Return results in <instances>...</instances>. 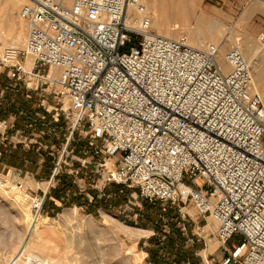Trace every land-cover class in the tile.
Wrapping results in <instances>:
<instances>
[{"label": "built area", "instance_id": "obj_1", "mask_svg": "<svg viewBox=\"0 0 264 264\" xmlns=\"http://www.w3.org/2000/svg\"><path fill=\"white\" fill-rule=\"evenodd\" d=\"M145 12L141 0H26L19 12L26 42L0 54L7 79L0 99L37 95L40 110L29 126L51 118L49 134L60 135L53 184L77 151L79 164L68 173L104 171L98 195L109 208L112 185L134 189L163 220L167 207H177L185 230L180 206L188 201L215 224L220 244L240 239L223 264H264V97L252 91L251 66L232 46L225 72L218 45L197 49L185 34L156 35ZM75 132L85 138L78 150L70 148ZM43 193L30 197L32 220L41 215ZM205 234L197 224L186 242Z\"/></svg>", "mask_w": 264, "mask_h": 264}, {"label": "rangeland", "instance_id": "obj_2", "mask_svg": "<svg viewBox=\"0 0 264 264\" xmlns=\"http://www.w3.org/2000/svg\"><path fill=\"white\" fill-rule=\"evenodd\" d=\"M21 2L20 8L26 0ZM182 2L187 3L188 0H173V3L167 0V4L174 6ZM254 2L261 8L244 20L245 11ZM200 12L220 21L225 31L232 32L238 41L245 42L252 37L249 40L255 42L264 34V0H201L198 13ZM189 21L190 27L195 28V18L190 17ZM22 22L26 25L24 20ZM152 30L157 33L155 29ZM27 31L26 27L24 43ZM179 34H185L184 29L176 30L174 38ZM227 37L229 35L220 43L224 55L233 46ZM261 41L264 45V38ZM209 44L212 42L207 41L202 48ZM7 46L10 45L0 43V54ZM259 51L261 53L257 52L256 59L264 65V49ZM229 69L228 67L225 71ZM5 83L7 79L0 76V89ZM255 92L256 90L253 91ZM38 100L37 95L27 96L21 92H6L4 98L0 99V150L3 152L6 149L3 156H13V166L16 168L2 170L1 163H5V159L0 157V183H5V187H0V193L5 194L10 183L16 185L20 181L25 188L24 192L17 189L10 191L9 197L0 201V264L9 263V258L18 250L26 228L32 221L30 197L35 193L43 195V192L47 194L39 219L47 220L55 233L48 234L40 241L43 248L32 245L21 258V264L27 262L26 255L29 253L43 264H193L191 254L197 245L201 249L197 250L195 257L192 254L196 258V264H223L228 251L232 250V245H237L240 239L233 237L226 244H220L215 238V224L209 219L199 217L196 208L188 201L180 206L181 213L185 214V230L176 221L179 216L177 207H167L163 220L159 216V207L141 200L136 190L120 185L110 187L117 194L110 198L111 202L114 201L113 207L110 210L104 209L97 205L102 199L98 195V187L104 171H97L90 166L87 174L82 171L74 177L68 173L79 164L76 157L80 155L77 151L67 156V165H62L59 175L54 178V184L50 182L61 154L58 146L60 135L49 134L47 125H50L51 118L44 126H29L35 112L40 110L37 107ZM21 110L26 112L20 114ZM11 125L14 127H10ZM72 138L70 148L74 144H77L75 150L81 148L80 143L85 138L79 132H75ZM49 152L53 155H49ZM117 157L107 161L108 169L114 167ZM88 175L94 177V183L86 180ZM59 176H65L72 182V187L65 189L59 186ZM42 183L45 185H41ZM50 184L53 185L48 190ZM13 197L19 199L15 201ZM25 213L29 217L25 218ZM197 224L205 226L206 234L204 239L193 245L186 242V235L189 231H195ZM139 228L149 229L151 232L137 236ZM129 247H132L130 253L127 252Z\"/></svg>", "mask_w": 264, "mask_h": 264}, {"label": "bare ground", "instance_id": "obj_3", "mask_svg": "<svg viewBox=\"0 0 264 264\" xmlns=\"http://www.w3.org/2000/svg\"><path fill=\"white\" fill-rule=\"evenodd\" d=\"M169 1L170 3H173V0ZM70 2L71 0H67V3ZM141 2L146 8L144 16L149 17L151 28L157 31L156 35L175 39V31L178 29H184L188 38V43L192 47L203 49L202 47L207 43V41L218 45L220 50V59L218 58V64L224 71L228 69L229 65L226 63L225 55L223 54L224 51L221 48L220 43L225 38V36L229 35V37H227L228 41L233 44V46H238L242 50L247 63L251 66V79L253 85L252 91L257 90L258 94L261 96L263 95L264 97V80H262L264 79V70L262 67L263 64L256 59L257 52H260L259 50L261 48L264 49V45L261 41L262 38L256 39V41L254 39L255 42L249 40L252 37H248L249 39L245 40V42L238 41V38L236 39L232 35V32L229 30L225 31L226 29L223 28V24L220 21L216 20L215 18L208 17L202 12L198 13L201 0H188L187 3L182 2L180 5L175 6L173 4H167V0H141ZM20 3L22 4L21 0H0V43L10 45L11 47L15 48H22L24 46V40L26 38L25 30L26 27L28 28L27 23L26 26L24 22H22L23 19L18 13ZM255 4L256 3L254 2V5H250L251 7L245 11V14L243 15L244 20L253 14V12L261 8L259 5ZM131 13L132 15H135V13ZM137 16L141 17L142 15L139 14ZM190 17L195 18V28H192L193 26L190 27ZM261 56L262 55H260V57ZM57 73L59 72L54 71V74ZM20 183L22 184L21 187H19L17 184L11 185L10 183L7 189L8 191H6L5 194L0 193V201L6 200V197H9L8 193L10 191L17 189L18 191L22 190L24 192V184L21 181ZM41 185H45V183H42ZM12 199L17 201L19 198L13 197ZM26 217H29L28 213H25V218ZM52 228L53 227L50 225V223H48L45 219L38 218L32 220L26 228L24 237L18 250L14 252L15 254L11 258H9L8 264H21V258L25 253H28V250L32 247V245H38L39 247L43 248L40 241H42L48 234L55 233L54 229ZM148 232L151 231L149 229L139 228L137 236L144 235ZM131 249L132 247H129L127 252L130 253ZM27 255L26 257L28 260L26 259L27 262L24 264H32L30 261H33V264H43L34 256L32 257L30 253Z\"/></svg>", "mask_w": 264, "mask_h": 264}, {"label": "crops", "instance_id": "obj_4", "mask_svg": "<svg viewBox=\"0 0 264 264\" xmlns=\"http://www.w3.org/2000/svg\"><path fill=\"white\" fill-rule=\"evenodd\" d=\"M262 67H263V70H264V65H262ZM264 78V77H263ZM262 80H264V79H262ZM256 93L258 94V92H257V90H256ZM260 95V94H259ZM50 118V117H49ZM57 151H59V149L57 150ZM51 153L49 152V155H50ZM0 157H2V159L4 158L5 159V163H1L2 164V166H3V169L2 170H4L5 171V169H11V168H14V169H16L15 168V166H13V163H15L14 162V160L12 159V157L13 156H10V154L9 155H4L3 156V154L2 155H0ZM1 159V160H2ZM43 160V159H42ZM31 163H32V161H30ZM18 170H20V169H18ZM21 171V170H20ZM49 171H50V168H49ZM21 172H23V171H21ZM233 245H235V244H233ZM232 245V246H233ZM201 249V246L200 245H197V247H196V249L192 252V254L194 255V257H195V255L197 254V250H200ZM191 254V263H193V264H196V261H195V259L193 258V255ZM189 260H190V258H189Z\"/></svg>", "mask_w": 264, "mask_h": 264}, {"label": "trees", "instance_id": "obj_5", "mask_svg": "<svg viewBox=\"0 0 264 264\" xmlns=\"http://www.w3.org/2000/svg\"><path fill=\"white\" fill-rule=\"evenodd\" d=\"M58 181H59L58 185L59 186L61 185L62 188L66 189L68 186L72 187V182L68 181L65 176H59ZM97 205L102 206L104 209L110 210L107 201L103 198L101 199L100 202H97Z\"/></svg>", "mask_w": 264, "mask_h": 264}]
</instances>
